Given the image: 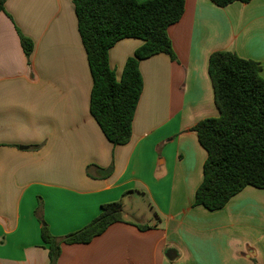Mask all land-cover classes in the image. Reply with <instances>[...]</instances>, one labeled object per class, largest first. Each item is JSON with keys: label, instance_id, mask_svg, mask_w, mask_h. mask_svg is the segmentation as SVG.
I'll list each match as a JSON object with an SVG mask.
<instances>
[{"label": "crops", "instance_id": "crops-1", "mask_svg": "<svg viewBox=\"0 0 264 264\" xmlns=\"http://www.w3.org/2000/svg\"><path fill=\"white\" fill-rule=\"evenodd\" d=\"M21 35L34 44L29 59ZM169 36L176 60L159 54L140 62L144 87L132 137L115 146L90 112L93 82L74 0H7L0 14V264H50L44 226L63 238L118 201L124 222L88 244L62 245L57 264H264V189L248 186L217 211L194 205L207 152L193 130L219 115L213 53L255 60L264 78V0L227 7L186 0ZM142 45L125 39L110 50L118 80ZM140 195L153 210L148 224L131 219L139 214L128 203Z\"/></svg>", "mask_w": 264, "mask_h": 264}, {"label": "trees", "instance_id": "trees-1", "mask_svg": "<svg viewBox=\"0 0 264 264\" xmlns=\"http://www.w3.org/2000/svg\"><path fill=\"white\" fill-rule=\"evenodd\" d=\"M218 7L252 0H211ZM7 0H0V14ZM186 0H74L78 31L84 46L92 91L90 112L106 139L126 145L144 82L140 62L159 54L176 60L169 36L171 26L184 15ZM139 39L143 45L128 58L118 80L110 65L109 52L120 41ZM29 59L33 42L21 35ZM262 65L231 51L210 56L209 75L214 90L217 117L198 122L193 130L207 152L203 181L196 191V206L209 211L223 209L244 188L264 189V78ZM121 201L104 204L100 214L81 230L63 238L47 226L42 240L50 264H57L62 245L88 244L113 224L124 222ZM148 230L149 226H138Z\"/></svg>", "mask_w": 264, "mask_h": 264}, {"label": "rangeland", "instance_id": "rangeland-1", "mask_svg": "<svg viewBox=\"0 0 264 264\" xmlns=\"http://www.w3.org/2000/svg\"><path fill=\"white\" fill-rule=\"evenodd\" d=\"M137 199L138 200L132 199V201L128 203L129 205L131 204V206L133 205L139 214V217L134 215L131 217V219L140 222L142 224H148L151 221L150 219L152 217L151 215H153V210L148 204V201H146V199H144L143 196L140 195V198Z\"/></svg>", "mask_w": 264, "mask_h": 264}, {"label": "water", "instance_id": "water-1", "mask_svg": "<svg viewBox=\"0 0 264 264\" xmlns=\"http://www.w3.org/2000/svg\"><path fill=\"white\" fill-rule=\"evenodd\" d=\"M166 257L168 258V260L174 261L178 257V254L176 253L175 250H169L166 253Z\"/></svg>", "mask_w": 264, "mask_h": 264}]
</instances>
